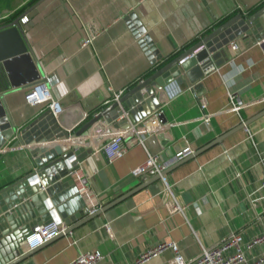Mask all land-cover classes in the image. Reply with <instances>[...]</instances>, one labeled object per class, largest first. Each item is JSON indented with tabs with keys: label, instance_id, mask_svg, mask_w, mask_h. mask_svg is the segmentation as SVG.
<instances>
[{
	"label": "crops",
	"instance_id": "obj_1",
	"mask_svg": "<svg viewBox=\"0 0 264 264\" xmlns=\"http://www.w3.org/2000/svg\"><path fill=\"white\" fill-rule=\"evenodd\" d=\"M263 5L264 0H10V7L0 11V24L11 22L12 16L28 17L19 31L33 65L26 58L12 62L9 76L0 68V106L12 128L19 130L46 109L24 100L29 85L41 79L63 108L57 117L60 126L76 132L109 103L114 92L125 89L123 96L209 31ZM260 23L255 42L264 37V22ZM242 37L230 41L237 44L235 51L230 42L216 48L209 61L213 70H186L194 81L182 74L172 77L166 90L154 88L132 107L140 118L158 103L165 118L162 129L147 134L144 145L125 137L126 152L118 159L109 161L103 153H92L78 162L82 181H73L79 189L89 188V199L80 195L87 208L96 204L100 212L78 223L72 237L61 233L31 249L22 237L19 245L30 253L17 264H67L79 252L92 250L102 255L96 264H170V249L142 262L135 259L158 241L174 242L185 258L193 259L201 245L214 246L231 232L239 231L248 240L261 231L264 114L251 118L264 110V52ZM28 76L25 84L16 86ZM229 89L237 90L246 104L239 114L225 109ZM167 91L172 95L168 97ZM205 114L211 116L209 125ZM241 119L249 120V131L234 130L164 174L185 206L184 214L168 213L161 179L143 186L148 177L132 174L147 152L168 158L186 144L196 151L234 129ZM32 167L23 143H7L0 150V187ZM52 219L60 220L56 215Z\"/></svg>",
	"mask_w": 264,
	"mask_h": 264
},
{
	"label": "water",
	"instance_id": "obj_2",
	"mask_svg": "<svg viewBox=\"0 0 264 264\" xmlns=\"http://www.w3.org/2000/svg\"><path fill=\"white\" fill-rule=\"evenodd\" d=\"M246 13L234 15L210 33L205 34L200 41L157 68L150 76L135 84L121 96L120 104H123L125 109L131 110L134 105L143 102L152 93V89L166 90L165 85L177 75L182 74L187 81H194L190 72L185 73V71L193 67L195 70L201 67L203 73L206 72L211 65L209 62L211 54L216 51V48L237 37L243 36L242 40L245 42H255L256 34L262 29L260 21L264 22V5L252 14ZM18 19L19 17H16L11 22L0 26V68L7 76L11 71L12 62L26 58L33 65L19 31ZM29 79V76L22 79L16 86L25 84ZM9 82H11L10 78ZM156 107L151 106L148 109L149 114L159 108L158 103ZM136 110V108L131 110L128 116L131 120L139 119L138 116L135 117ZM123 113V109L116 101L109 102L97 114H91L92 116L86 124L72 133V130L63 129L51 110L46 108L28 124L19 130H14L8 121L7 114L0 106V150L7 143L11 142V146H15L21 142L28 149L33 164L32 169L26 174L0 187V264H17L28 256L30 252L23 251L19 242L23 240L33 225L50 221L53 215H56L67 225L64 232L68 233L78 223H82L100 212L97 209L93 213H88L79 187L75 185L69 172L76 170L78 162L93 152L92 147L84 146L83 143L88 140L91 133L102 127V122L114 127H128L129 124L126 119L121 120V122L115 121ZM261 114H264V110L251 120ZM159 119L165 123L162 114L159 115ZM248 123L249 120L244 121L234 129L216 137L194 151L192 155L172 165L165 170V173L187 158L220 142L228 134ZM80 136L82 138H78ZM159 137L161 139L162 135ZM57 140H66L67 142L63 145H57L55 143ZM47 141L53 144L44 146V142ZM158 179V175L148 177L142 185H148ZM143 186H139V188Z\"/></svg>",
	"mask_w": 264,
	"mask_h": 264
},
{
	"label": "built area",
	"instance_id": "obj_3",
	"mask_svg": "<svg viewBox=\"0 0 264 264\" xmlns=\"http://www.w3.org/2000/svg\"><path fill=\"white\" fill-rule=\"evenodd\" d=\"M27 23L28 17L26 15H21L18 19L19 28ZM86 43L87 42H84V44ZM255 43L259 45L264 52V37L259 38ZM230 47L234 51L237 50V44L234 42H230ZM213 69L214 67L210 65L205 73ZM142 80L143 79H140L139 82ZM189 88H192V86H189ZM124 90L125 89H121L118 92H114L109 102L116 101L123 109L119 99ZM171 95L172 92L167 91V96L169 97ZM24 100L26 104L31 106L44 104L46 108L51 110L56 118L59 117L63 111L61 104L53 97V95H51L50 89L47 88L41 79H38L29 85L24 94ZM245 105L246 104L240 98L237 90L229 89L227 91V107L225 109L232 110L239 114L240 110L245 107ZM204 107L205 105L202 102L201 108L203 110ZM123 111V115L119 117L122 120H127L129 124L128 127H114L109 126L111 124L106 123L105 125L102 122L103 126L100 128L102 130L100 132L98 131L96 134L95 132L91 133L88 140L85 142L86 144H89L87 145L88 147L93 148L92 153H103L109 161L118 159L126 152V145L124 142L125 137L132 136L136 141L144 145L147 134L159 132L164 125L159 119V115L161 114L160 109H156L150 114L140 117L137 120H131L128 117V113L125 112L124 109ZM97 112H94V114H97ZM203 118L204 122L209 125L211 122V116L205 114ZM243 122L244 120L241 119V123ZM244 127L247 131H249L247 126ZM193 153L194 149L189 144L182 146L168 158H161L159 154L147 152L146 159L132 170V174L135 177L159 176V179H161L164 183V193L167 196L164 204L169 214H173L175 212L184 214L185 206L180 204L174 195L171 185L164 178L165 170ZM261 161L264 167V158L261 159ZM69 175L74 180L78 179L80 181L81 179L82 181V177L78 174V169L70 171ZM261 188L264 190V169L263 177L261 179ZM79 191L87 199H89L90 190L86 185H82ZM260 199L262 200L264 211V193ZM97 209L98 205L92 204L88 207V213H93ZM66 228V224H63L60 220L56 219L36 224L35 226H32L29 232L25 235V246L27 249L34 248L47 242L48 240L53 239L61 233H65L64 231ZM67 234L72 237L71 231ZM70 243H75V240L71 238ZM167 249H170L173 254L170 264H264V224L261 231L248 240L243 238L241 232L236 231L225 236L214 246L201 245L198 255L193 259L185 258L174 242L165 240L158 241L143 250L135 259V263L145 261ZM252 249L257 250L255 254H250ZM101 257V252L98 250L79 252L77 256L67 264H96Z\"/></svg>",
	"mask_w": 264,
	"mask_h": 264
},
{
	"label": "rangeland",
	"instance_id": "obj_4",
	"mask_svg": "<svg viewBox=\"0 0 264 264\" xmlns=\"http://www.w3.org/2000/svg\"><path fill=\"white\" fill-rule=\"evenodd\" d=\"M10 7V0H0V11L7 10Z\"/></svg>",
	"mask_w": 264,
	"mask_h": 264
},
{
	"label": "flooded vegetation",
	"instance_id": "obj_5",
	"mask_svg": "<svg viewBox=\"0 0 264 264\" xmlns=\"http://www.w3.org/2000/svg\"><path fill=\"white\" fill-rule=\"evenodd\" d=\"M20 13H21V12H20ZM17 14H19V12H17V13L15 12L13 15L16 16ZM15 18H16V17H13V16H12L11 19L13 20V19H15ZM5 21H6V20H5ZM7 21H8V20H7ZM7 23H8V22H6L5 24H7ZM5 24H4V23H3V24L1 23L0 26H3V25H5Z\"/></svg>",
	"mask_w": 264,
	"mask_h": 264
},
{
	"label": "trees",
	"instance_id": "obj_6",
	"mask_svg": "<svg viewBox=\"0 0 264 264\" xmlns=\"http://www.w3.org/2000/svg\"><path fill=\"white\" fill-rule=\"evenodd\" d=\"M19 13H20V11H19ZM251 13H252V10H250V11H247V13H246V14H251ZM212 30H213V29H212ZM209 32H211V31H209ZM209 32H208V33H209ZM208 33H207V34H208ZM202 38H203V37H202Z\"/></svg>",
	"mask_w": 264,
	"mask_h": 264
},
{
	"label": "clouds",
	"instance_id": "obj_7",
	"mask_svg": "<svg viewBox=\"0 0 264 264\" xmlns=\"http://www.w3.org/2000/svg\"><path fill=\"white\" fill-rule=\"evenodd\" d=\"M26 242V241H25Z\"/></svg>",
	"mask_w": 264,
	"mask_h": 264
}]
</instances>
